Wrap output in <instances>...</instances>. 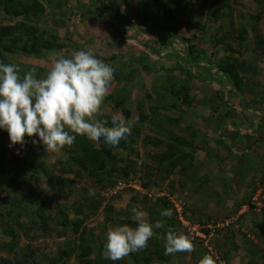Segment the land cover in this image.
Returning <instances> with one entry per match:
<instances>
[{
    "label": "rangeland",
    "instance_id": "obj_1",
    "mask_svg": "<svg viewBox=\"0 0 264 264\" xmlns=\"http://www.w3.org/2000/svg\"><path fill=\"white\" fill-rule=\"evenodd\" d=\"M39 1L37 20L0 11V25L36 24L55 37L52 48L25 54L24 42L4 39V63L18 66L21 78L32 68L43 77L51 54L91 51L114 69L99 118L107 126L115 113L139 122L117 147L76 135L59 152L33 145L35 136L25 137L22 150L10 148L0 129L14 169L0 180V264H28V247L36 264L56 257L57 264H198L206 254L216 264H264V0ZM142 55L147 62L132 74L115 63ZM158 55L167 60L163 72L171 71L163 83L153 74L162 71L153 64ZM55 201L68 210L66 227ZM80 201L87 207L79 210ZM75 204L79 212L71 213ZM133 207L165 224L144 248L152 256L144 261L142 249L105 259L107 229L135 227L125 222L133 221ZM164 209L173 215L161 217ZM168 228L188 235L195 251L165 255Z\"/></svg>",
    "mask_w": 264,
    "mask_h": 264
},
{
    "label": "clouds",
    "instance_id": "obj_2",
    "mask_svg": "<svg viewBox=\"0 0 264 264\" xmlns=\"http://www.w3.org/2000/svg\"><path fill=\"white\" fill-rule=\"evenodd\" d=\"M50 62L43 77H38L37 70L32 68L22 78L18 66L0 62V129L7 132L10 148L20 145L22 150L25 137L35 136L38 140L33 139V145L39 142L45 151L59 152L72 146L76 135L95 142L103 139L109 146L117 147L131 135V129L139 122L138 115L127 119L115 113L111 126L99 118L114 78L110 64L86 50L73 51L70 56L55 52L50 55ZM94 194L89 191L90 196ZM132 213L135 227L121 224L107 229L105 259L123 260L146 248L156 234L154 230L165 228L163 221L151 223L141 209L133 207ZM160 215L170 218L173 212L164 209ZM162 238L165 255L195 251L191 238L183 232L168 228ZM198 264H216V260L206 254Z\"/></svg>",
    "mask_w": 264,
    "mask_h": 264
},
{
    "label": "trees",
    "instance_id": "obj_3",
    "mask_svg": "<svg viewBox=\"0 0 264 264\" xmlns=\"http://www.w3.org/2000/svg\"><path fill=\"white\" fill-rule=\"evenodd\" d=\"M225 6L226 8L229 7L228 2H225ZM0 11H3L9 15H11L12 17L17 16V17H25L27 19H32L33 20H37L38 17H36L37 15H41L43 12V6L41 5V2L39 0H0ZM214 11H218L217 8L214 9ZM43 15V14H42ZM22 17V18H23ZM48 31H45L44 29H39L38 26L36 24H28L26 22H24L23 20L21 21H17L12 25H0V62L4 63L5 62V58L3 56V54H1L2 52V45L1 42L6 39L9 40V43H13L14 44H20L21 42H24V47H23V51L24 53H42L43 51H47L50 50L52 48V44L51 41L55 39V37H50ZM48 37V38H47ZM59 47H62L61 45ZM12 44L8 47H6L7 50H12ZM9 151L7 150H2V155L0 157V180H2L5 176V173L7 172H11L13 169V167H11V160L10 158L7 157V155H9L8 153ZM90 155V154H89ZM95 155L94 150H92V156ZM30 159V158H29ZM10 176V175H9ZM20 188V187H18ZM17 198H14L13 200H16ZM56 205V213L59 214L60 216L56 219L58 224L62 227H66L69 223V213L68 210L64 209L63 210V205H60V203H58L57 201L54 202ZM78 207L79 210L82 209L80 205H82V207L86 208V204L83 201H80V203L78 202ZM77 204L71 206L70 210L71 213L73 212H79L78 208H77ZM95 209V207L93 208ZM81 212V211H80ZM83 213V212H82ZM84 220V218H83ZM108 220V219H107ZM106 220V222H107ZM126 223L129 224H133L135 226V222L134 221H129L126 220ZM70 224V223H69ZM82 224V219L76 218L74 221L71 222L72 227L74 228V231H79L80 227ZM82 232H85V229L82 228ZM82 239L86 240V237L84 236V234L81 235ZM31 247H28V249L26 250L25 256H28V260L25 261L28 264H36L37 261H35V258L33 257L34 254H36L33 250H29ZM90 251L91 249L88 248V251H85V255L83 258L87 259V256H90ZM148 250L143 249V252L141 251V253H144V261L145 258H148L152 255L148 254ZM60 253L62 255L65 256V252L64 250H61ZM24 256V257H25ZM225 257H227V252L225 253ZM23 258V257H22ZM52 263L53 264H57L59 263L60 257H56V258H52ZM21 262V261H20ZM57 262V263H56ZM89 264H94V261L92 260L91 262H88ZM95 263H99L97 260L95 261ZM15 264V263H14ZM17 264H20L19 261ZM22 264V263H21Z\"/></svg>",
    "mask_w": 264,
    "mask_h": 264
},
{
    "label": "crops",
    "instance_id": "obj_4",
    "mask_svg": "<svg viewBox=\"0 0 264 264\" xmlns=\"http://www.w3.org/2000/svg\"><path fill=\"white\" fill-rule=\"evenodd\" d=\"M144 28V27H143ZM143 28H136L137 30V33H138V30L139 31H143V32H145V30L143 29ZM145 28H146V30L147 29H149L146 25H145ZM150 30V29H149ZM142 34H139L138 36H141ZM149 45H150V43H149ZM142 46L143 47H141L142 49H146L147 47H148V44L146 45V43L144 42V43H142ZM162 53H165L164 52V50H163V52ZM142 54V53H141ZM112 57H114L115 58V55H112ZM159 57H161V58H159ZM157 58L158 59H161V60H159V61H155L153 64L157 67V69L160 71V70H162L160 73H158L157 71H156V73H153L154 75L155 74H158V76H159V79L162 81V83L164 82V79L166 78V77H169V72H171L170 71V67H169V69L168 68H166V72L168 73V74H166V73H164L163 71H164V67H165V61H167L166 59L164 60V58H162V56H160V55H158L157 56ZM120 60H115V63H122V65H123V67H125L124 68V74H132L133 73V71L134 70H136V68H138V70L140 69V68H142V65H144L146 62H147V57L146 56H144V55H142V57L141 58H139L138 60H133L131 57H128V58H126L125 59V62H123L122 60H121V56H120V58H119ZM146 60V61H145ZM122 67V68H123ZM120 69V71L119 72H122V70L123 69ZM172 72H173V76H174V78L173 79H171L170 81H169V83H175V78H176V71H174V70H172ZM116 73H117V71H116ZM160 74V75H159ZM162 74V75H161ZM139 75V73H136V76H138ZM177 79V78H176ZM158 85V87H159V83L157 84ZM162 87V86H161ZM228 128H230V127H228ZM227 128V129H228ZM238 128V130H239V132H242L241 130H242V127H237ZM236 128V129H237ZM221 130H222V132H221V134H220V136L221 137H223V135L224 134H226V133H228L227 131H224V130H226V129H222V128H220ZM0 133L3 135H0V143H2V141H3V137H4V132L3 131H0ZM236 134V133H235ZM218 144H220L222 147L223 146H225V147H227L228 146V143H226V142H218ZM4 146H5V143H4ZM3 146V143L1 144V147H0V153L2 154V150H4L5 149V147ZM259 161H260V159H259ZM235 260V259H234ZM233 262V261H232ZM234 264H235V262H233Z\"/></svg>",
    "mask_w": 264,
    "mask_h": 264
},
{
    "label": "built area",
    "instance_id": "obj_5",
    "mask_svg": "<svg viewBox=\"0 0 264 264\" xmlns=\"http://www.w3.org/2000/svg\"><path fill=\"white\" fill-rule=\"evenodd\" d=\"M255 201H256V202H253V204H255V205H260V204H259L260 201H259V199H258L257 197H256ZM258 201H259V202H258ZM225 224H227V222H225Z\"/></svg>",
    "mask_w": 264,
    "mask_h": 264
}]
</instances>
